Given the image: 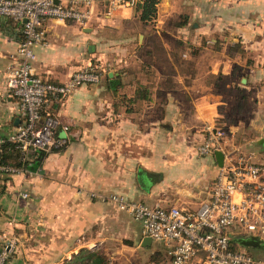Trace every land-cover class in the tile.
Wrapping results in <instances>:
<instances>
[{"label": "crops", "instance_id": "1", "mask_svg": "<svg viewBox=\"0 0 264 264\" xmlns=\"http://www.w3.org/2000/svg\"><path fill=\"white\" fill-rule=\"evenodd\" d=\"M109 1L97 0L86 25L43 21L35 72L63 82L93 63L102 77L55 107L64 146L22 173H0V231L19 238L6 264H68L82 247L110 249L111 264H139L156 249L167 259L163 242L142 245V225L119 244L125 217L136 218L90 193L199 207L219 167L197 151L207 123L225 130V148L264 163V0H159L145 20L142 0L111 10ZM21 25L0 20V136L21 121L6 86ZM140 169L154 176L148 188Z\"/></svg>", "mask_w": 264, "mask_h": 264}, {"label": "built area", "instance_id": "2", "mask_svg": "<svg viewBox=\"0 0 264 264\" xmlns=\"http://www.w3.org/2000/svg\"><path fill=\"white\" fill-rule=\"evenodd\" d=\"M139 0H110L109 10L121 5H136ZM97 0H0V20L21 22L22 37L7 76V94L18 101L21 121L8 136H0V145L8 139L16 144L21 158L30 152L60 148L66 137L58 133L61 123L55 107L80 85L99 81L102 69L88 64L75 69L69 79L56 82L34 71V47L46 43L43 21L47 18L74 20L86 25L92 18ZM65 129L68 128L64 124ZM203 141L197 146L200 155L224 153L210 197L197 208L179 205L148 204L113 192L102 196L139 220L145 235L163 242L167 259L148 264H264L241 246L240 238L258 235L264 238V163L253 158L254 152L240 145L225 148V130L216 123L204 127ZM1 150V147H0ZM26 168L0 162V173H22ZM22 196L29 193L24 191ZM19 238L0 231V264ZM129 264V263H127ZM133 264V263H130ZM142 264V263H139Z\"/></svg>", "mask_w": 264, "mask_h": 264}, {"label": "trees", "instance_id": "3", "mask_svg": "<svg viewBox=\"0 0 264 264\" xmlns=\"http://www.w3.org/2000/svg\"><path fill=\"white\" fill-rule=\"evenodd\" d=\"M158 1L159 0H142L141 2H139L137 8L138 10H140V16L142 19H150L155 16ZM0 147V162H10L14 165L21 166L24 168L33 167V164L40 161L47 153L44 150H37L30 152L27 158L22 159L20 151L16 147V144L14 142H11L6 139L0 145ZM8 259L9 258H7V261ZM74 260V262H70L68 264H108L107 259L101 253V251L88 247H82Z\"/></svg>", "mask_w": 264, "mask_h": 264}, {"label": "rangeland", "instance_id": "4", "mask_svg": "<svg viewBox=\"0 0 264 264\" xmlns=\"http://www.w3.org/2000/svg\"><path fill=\"white\" fill-rule=\"evenodd\" d=\"M217 173V172H216ZM216 176V175H215ZM127 212V211H126ZM126 219V223H125V226L123 228V234H119V244H120V240L123 241V243L125 245H129L130 241H132V238H137L136 235L134 234L135 232V229H134V225L135 226H140L141 225V222L137 219H133L131 220L128 215L125 217ZM111 225V224H110ZM115 242V241H113ZM157 241L155 240L154 241V244L156 243ZM114 245H116V242L114 243ZM113 246V245H112ZM242 247L246 248L247 250H249L252 254H254L255 256H258V254L261 256V257H264V245H257V246H246V245H243L241 244ZM114 247V246H113ZM106 254L104 255L105 258L107 259V261L109 260L108 257H110V252L111 250H106ZM163 252V251H162ZM104 253V252H103ZM163 253H161V250L159 249H156V251L152 254H148L146 255V259H142L141 261H137L139 263H143V264H148L150 263L151 261H161L163 258V255H161ZM127 263H131V262H127ZM108 264H111L110 262H108ZM116 264V263H115Z\"/></svg>", "mask_w": 264, "mask_h": 264}, {"label": "water", "instance_id": "5", "mask_svg": "<svg viewBox=\"0 0 264 264\" xmlns=\"http://www.w3.org/2000/svg\"><path fill=\"white\" fill-rule=\"evenodd\" d=\"M264 142V140H263ZM216 160L219 165L223 164L224 160V153L222 150L218 149L215 151ZM139 180L140 183L144 188H148L154 180V176L150 175L143 169L139 170ZM152 242V237L150 235H145L142 240V245H149ZM240 242L246 246H257V245H264V238L259 237L258 235H250L248 237L240 238Z\"/></svg>", "mask_w": 264, "mask_h": 264}]
</instances>
